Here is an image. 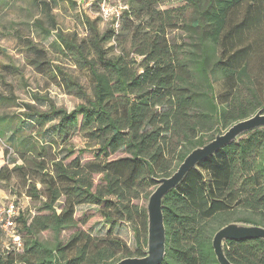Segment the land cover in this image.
Masks as SVG:
<instances>
[{"label":"trees","instance_id":"16d2710c","mask_svg":"<svg viewBox=\"0 0 264 264\" xmlns=\"http://www.w3.org/2000/svg\"><path fill=\"white\" fill-rule=\"evenodd\" d=\"M120 18L119 31L102 33L98 20L86 16L90 37L81 42L58 35L89 71L93 95L69 78L83 104L72 111L52 104L46 112L27 105L9 138L22 164L3 167L0 181L18 179L41 206L31 218L16 217L23 248H0V264H117L146 257L148 211L137 202L150 198L157 181L178 170L172 173L176 163L212 142L213 133L264 111V0H128ZM172 32L182 34L181 42H170ZM220 80L227 86L221 104ZM26 119L34 120L39 136L49 124L51 140L26 136ZM77 130L97 148L84 164L86 150L76 155L71 144ZM118 153L124 156L112 158ZM82 205L106 209L112 229L131 224L135 254L119 238L84 231L64 241L62 233L80 225L75 214ZM163 215L161 264H219L213 239L220 229L232 223L264 228V128L191 169L164 197ZM44 232L53 233L54 243L40 239ZM224 253L233 264H264V239L225 241Z\"/></svg>","mask_w":264,"mask_h":264},{"label":"rangeland","instance_id":"374dc122","mask_svg":"<svg viewBox=\"0 0 264 264\" xmlns=\"http://www.w3.org/2000/svg\"><path fill=\"white\" fill-rule=\"evenodd\" d=\"M127 2L128 0H0V171L5 166L12 169L16 163L22 164L9 143V138L21 125L23 115L29 112L27 105L46 112L52 104L68 111L83 104L85 101L82 94L68 83L69 78L89 95H93V81L89 71L77 65L72 54L64 49L58 35L68 36L77 42L89 39L86 16L98 20L102 33L111 27L119 31L122 22L120 16ZM182 38L180 32L169 35L172 43H179ZM125 41V37H120V42ZM115 51L117 53L119 49L116 48ZM226 91L225 83L218 81L216 96L219 104L225 102L223 96ZM241 97L248 99L250 94L244 92ZM49 126L46 125L44 135L39 136L34 120L26 119L24 133L33 140L47 142L53 136L48 133ZM228 129L213 135H222ZM71 144L76 149V155L79 149L86 150L81 156L83 164L95 159L97 148L88 144L79 130L72 136ZM63 155L60 153V156ZM122 156L123 153H118L112 158ZM178 167L179 164L176 163L172 173ZM20 185L16 178L8 184L0 181V210L14 205L17 216L31 218L37 214L41 205L28 198ZM148 202L149 197H143L137 203L146 209ZM105 210L92 205L78 206L75 218L80 225L76 229L64 231L62 239L66 241L76 231L87 232L97 239L119 238L134 255L137 243L133 226L127 222H119L112 229L103 215ZM40 239L54 243L52 232L42 233ZM11 244V238L0 233L1 249L4 250Z\"/></svg>","mask_w":264,"mask_h":264},{"label":"water","instance_id":"95a60500","mask_svg":"<svg viewBox=\"0 0 264 264\" xmlns=\"http://www.w3.org/2000/svg\"><path fill=\"white\" fill-rule=\"evenodd\" d=\"M264 128V111L259 110L251 117L231 126L224 134L202 148L191 152L178 170L169 178L158 180V187L149 198L148 250L146 257L126 258L117 264H161L166 254L167 234L163 215V200L168 192L176 188L201 161L237 141L243 134ZM264 239V228L242 223H232L220 229L214 236L213 249L219 264H233L225 256L224 243L228 240Z\"/></svg>","mask_w":264,"mask_h":264},{"label":"built area","instance_id":"2783aa9c","mask_svg":"<svg viewBox=\"0 0 264 264\" xmlns=\"http://www.w3.org/2000/svg\"><path fill=\"white\" fill-rule=\"evenodd\" d=\"M17 215V209L14 205L0 210V233H4L7 237H10L12 244L20 250L23 248V242L16 223Z\"/></svg>","mask_w":264,"mask_h":264}]
</instances>
